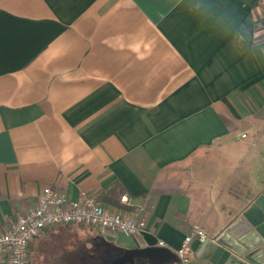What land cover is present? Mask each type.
I'll use <instances>...</instances> for the list:
<instances>
[{"label": "crops", "instance_id": "crops-1", "mask_svg": "<svg viewBox=\"0 0 264 264\" xmlns=\"http://www.w3.org/2000/svg\"><path fill=\"white\" fill-rule=\"evenodd\" d=\"M262 23L264 0H0V232L48 186L143 218L120 245L216 236L264 194Z\"/></svg>", "mask_w": 264, "mask_h": 264}, {"label": "built area", "instance_id": "built-area-1", "mask_svg": "<svg viewBox=\"0 0 264 264\" xmlns=\"http://www.w3.org/2000/svg\"><path fill=\"white\" fill-rule=\"evenodd\" d=\"M120 200L125 201L126 195ZM55 225H86L102 235L119 232L135 236L146 229L143 218L111 210L94 195L70 199L60 190L47 186L32 206L0 232V264H27L28 245L44 228ZM206 238L207 234L194 225L192 233L174 250L180 264H186L193 257V244L199 246ZM157 245L166 246L160 240Z\"/></svg>", "mask_w": 264, "mask_h": 264}, {"label": "water", "instance_id": "water-1", "mask_svg": "<svg viewBox=\"0 0 264 264\" xmlns=\"http://www.w3.org/2000/svg\"><path fill=\"white\" fill-rule=\"evenodd\" d=\"M135 251L141 252V257L134 264H180L166 246H146ZM194 259L196 264H264V194L258 195L216 236L206 238Z\"/></svg>", "mask_w": 264, "mask_h": 264}, {"label": "flooded vegetation", "instance_id": "flooded-vegetation-1", "mask_svg": "<svg viewBox=\"0 0 264 264\" xmlns=\"http://www.w3.org/2000/svg\"><path fill=\"white\" fill-rule=\"evenodd\" d=\"M81 237L78 245L68 248L69 255L64 261L65 264H134L133 262L138 261L141 257V252L135 250L147 246L120 245L116 241L108 239V235H102L95 229L84 232ZM152 264L165 263L156 261Z\"/></svg>", "mask_w": 264, "mask_h": 264}, {"label": "rangeland", "instance_id": "rangeland-1", "mask_svg": "<svg viewBox=\"0 0 264 264\" xmlns=\"http://www.w3.org/2000/svg\"><path fill=\"white\" fill-rule=\"evenodd\" d=\"M262 13V10L259 12ZM259 21L257 22V24ZM91 228L86 225H57L42 235L33 244L30 251L29 264H65L64 261L69 255V247L78 245L81 235ZM108 239L116 242H130L133 237L119 232L108 234Z\"/></svg>", "mask_w": 264, "mask_h": 264}, {"label": "trees", "instance_id": "trees-1", "mask_svg": "<svg viewBox=\"0 0 264 264\" xmlns=\"http://www.w3.org/2000/svg\"><path fill=\"white\" fill-rule=\"evenodd\" d=\"M262 29H264V23H262ZM261 37H262V39H264V34H262L261 35ZM57 225H55V226H49V227H46V228H44L42 231H41V233L37 236V237H35L34 239H33V241L28 245V247H27V258L29 259V257H30V251H31V249H32V247H33V244L39 239V237H41L42 235H46L48 232H50L52 229H54V227H56ZM70 226V225H69ZM27 264H29V260H28V262H27Z\"/></svg>", "mask_w": 264, "mask_h": 264}]
</instances>
